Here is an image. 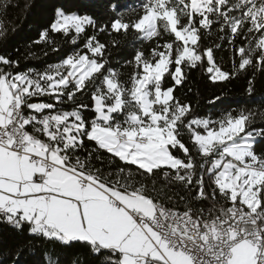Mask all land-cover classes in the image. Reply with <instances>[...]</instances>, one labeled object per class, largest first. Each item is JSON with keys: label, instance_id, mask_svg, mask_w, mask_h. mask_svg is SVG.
Masks as SVG:
<instances>
[{"label": "snow or ice", "instance_id": "obj_1", "mask_svg": "<svg viewBox=\"0 0 264 264\" xmlns=\"http://www.w3.org/2000/svg\"><path fill=\"white\" fill-rule=\"evenodd\" d=\"M0 264H264V0H0Z\"/></svg>", "mask_w": 264, "mask_h": 264}, {"label": "trees", "instance_id": "obj_2", "mask_svg": "<svg viewBox=\"0 0 264 264\" xmlns=\"http://www.w3.org/2000/svg\"><path fill=\"white\" fill-rule=\"evenodd\" d=\"M122 2L127 3L128 0H122ZM15 19V17H13ZM223 55V54H221ZM57 59L56 55H52L50 58H45L48 62L55 61ZM32 65L41 67L43 62L38 60H33L30 62ZM188 88L192 89V93L189 94L190 98H193L195 103V98L199 99L200 109L205 112L220 113L229 107H241L244 106L247 101V97L244 95L241 82L237 81L230 84L223 90V96L225 101L223 104H218L215 107L209 106L207 100L213 94H221V89L208 84L201 77L199 72L192 73V79L189 83L180 89V94L187 92Z\"/></svg>", "mask_w": 264, "mask_h": 264}]
</instances>
